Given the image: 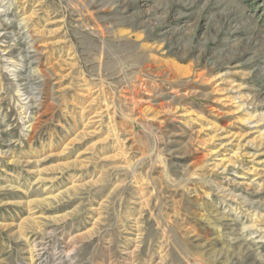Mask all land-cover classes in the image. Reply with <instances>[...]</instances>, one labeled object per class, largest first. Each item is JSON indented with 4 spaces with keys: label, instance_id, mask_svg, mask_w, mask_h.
I'll use <instances>...</instances> for the list:
<instances>
[{
    "label": "rangeland",
    "instance_id": "rangeland-1",
    "mask_svg": "<svg viewBox=\"0 0 264 264\" xmlns=\"http://www.w3.org/2000/svg\"><path fill=\"white\" fill-rule=\"evenodd\" d=\"M0 264H264V0H0Z\"/></svg>",
    "mask_w": 264,
    "mask_h": 264
}]
</instances>
